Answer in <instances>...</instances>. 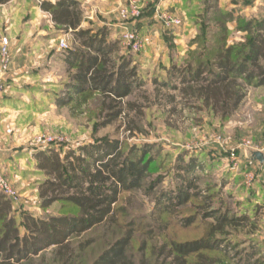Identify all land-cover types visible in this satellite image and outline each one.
I'll use <instances>...</instances> for the list:
<instances>
[{
  "label": "rangeland",
  "instance_id": "1",
  "mask_svg": "<svg viewBox=\"0 0 264 264\" xmlns=\"http://www.w3.org/2000/svg\"><path fill=\"white\" fill-rule=\"evenodd\" d=\"M41 1L14 0L0 7V70L5 38L13 58L0 96V172L19 196L13 203L18 224L26 212L46 218L71 210H61L60 203L39 207L38 184L46 176L37 167L36 153L55 149L64 157L69 150L118 138L126 150L138 145L140 154L146 144H152L145 160L153 162L142 188L122 193L118 206L127 213L120 216L118 225L102 224L71 237L75 246L92 240L73 264H92L129 223L137 229L132 249L137 263L143 242L160 246L165 236L180 241L203 236L207 226L202 217L190 227L180 222L198 214L200 199L182 204L179 213L158 210V198L177 191L183 174L195 177L196 184L211 194L214 207L252 218L248 226L231 230L236 248L229 256L210 253L220 260L217 264L243 263L252 246L258 250L255 259L264 264V163L253 159L254 152L264 153V86L249 87L239 108L223 119L200 100L182 99L180 79L172 72L174 66L182 69L200 61L212 69L222 47L247 44L252 34L242 27L249 21H264V0H79L84 10L81 27L94 32L103 29L110 40L119 42L116 55L132 56L142 82L127 98L137 109L108 125H104L107 117L101 112L100 95L86 102L56 104L74 71L65 62V51L80 46L71 31L55 26L49 13L43 16ZM12 15L18 26L13 45L6 35ZM22 29L31 33L25 35ZM133 35L140 41L138 50ZM61 39L68 49L61 46ZM39 71L36 78L30 76ZM16 72L20 79H15ZM192 158L198 165L189 175L183 168ZM161 215L164 220L157 221ZM150 261L167 264L163 257L151 256ZM24 264L62 263L55 247H50Z\"/></svg>",
  "mask_w": 264,
  "mask_h": 264
},
{
  "label": "trees",
  "instance_id": "2",
  "mask_svg": "<svg viewBox=\"0 0 264 264\" xmlns=\"http://www.w3.org/2000/svg\"><path fill=\"white\" fill-rule=\"evenodd\" d=\"M9 1L12 0H0V6ZM40 6L51 15L57 28L71 31L80 46L65 51V62L69 70L74 71L64 83V95L57 97L56 104L64 106L74 100L86 102L93 95H100L101 112L107 117L104 125L128 118L127 112L136 110L137 106L127 98L135 87L142 85L137 68L132 66V56L116 55L120 50L119 42L110 40L105 30L94 32L81 27L84 10L79 0H42ZM242 31L252 34L248 43L222 47L215 54L212 69L202 61L188 63L182 69L173 67L174 78L180 79L182 99L200 100L226 119L239 108L249 87L264 86V21H249ZM203 57L201 53L200 59ZM175 97L172 95L171 99ZM125 146L117 138L84 145L78 151L69 150L64 157L55 149L36 153L37 167L46 176L38 184L39 207L60 203L61 210H71L46 218L26 212L20 225L14 214L15 202L0 192V264L29 263L50 247H55L56 258L62 264H73L92 240L75 246L72 236H80L102 224L118 225L120 216L127 213L118 206L122 193L141 189L153 162L145 160L152 144H146L142 154L138 145L128 150ZM197 165L192 158L183 168L184 172L190 175ZM181 178L182 185L177 191L167 198L165 194L158 198V210L174 214L182 204L200 199L203 204L198 214L181 218L180 222L183 227H190L198 216L202 217L207 226L203 236L182 241L165 236L160 246L143 242L137 263L132 253L137 229L129 223L125 233L92 264H152L151 256L163 257L167 264H217L220 260L211 256V252L229 256L236 248V242L230 238L231 230L248 226L252 218L248 214L231 215L229 210L214 207L211 194L196 184L195 177L183 174ZM159 220H164L162 215L158 216ZM164 228H168V224ZM251 249L243 263L238 260L235 264H263L255 259L256 247Z\"/></svg>",
  "mask_w": 264,
  "mask_h": 264
},
{
  "label": "built area",
  "instance_id": "3",
  "mask_svg": "<svg viewBox=\"0 0 264 264\" xmlns=\"http://www.w3.org/2000/svg\"><path fill=\"white\" fill-rule=\"evenodd\" d=\"M175 22L177 24H180V20H175ZM132 39H135L134 42V49L138 50L140 49L141 45H140V41L138 40V38L136 37V35H133L131 37ZM137 38V40H136ZM61 46L64 49H68V45L66 43V41L64 39H61ZM140 45V47H139ZM13 62V58H12V54L11 51L9 49V42L8 40L5 38L4 39V46L2 48V55H1V72H0V96L1 93L4 90L5 87V74L6 72L9 70L11 64ZM0 192H2L3 194H5L8 198H10L11 200H13L14 202H17L19 200V196L17 194V192L13 189L12 185L10 184V182L3 176V174H1L0 172Z\"/></svg>",
  "mask_w": 264,
  "mask_h": 264
},
{
  "label": "crops",
  "instance_id": "4",
  "mask_svg": "<svg viewBox=\"0 0 264 264\" xmlns=\"http://www.w3.org/2000/svg\"><path fill=\"white\" fill-rule=\"evenodd\" d=\"M12 1H14V0H12ZM12 1H10V3L12 2ZM0 7H2V5L0 6ZM41 12H42V14H43V16L44 17H46V15H47V13L45 12V11H43V10H41ZM47 17H49V16H47ZM50 18V17H49ZM17 20V17H16V15H12L11 16V19L9 20V23L7 24V36H8V38L10 39V41H11V44L13 45V43H14V41H15V39H14V36H15V33H16V28H18V26L16 27V24H15V21ZM34 20L36 21V19L34 18ZM51 21V20H50ZM31 23H33V21L31 22ZM34 24V23H33ZM27 28H29V27H27ZM24 29V28H23ZM21 30L22 31V33H25V35L26 34H30L31 33V31L29 30V31H27V30ZM39 31H41V29L39 30ZM42 33V32H41ZM21 65V64H20ZM27 65H28V63L26 64H24L23 66H20L22 69H24L25 67H27ZM19 67V69H18V71H23L21 68ZM39 73H40V71L39 72H32L31 74L32 75H30L31 77H37L38 75H39ZM16 74V76H15V79L17 78H19L20 79V77H18L17 76V72L15 73ZM13 78H14V76H12ZM16 83V82H15ZM21 97V96H20ZM25 98H27L26 96H23V101H27V100H25ZM6 100V102L8 103V102H11L10 100V98H6L5 99ZM25 104H26V102H25Z\"/></svg>",
  "mask_w": 264,
  "mask_h": 264
},
{
  "label": "water",
  "instance_id": "5",
  "mask_svg": "<svg viewBox=\"0 0 264 264\" xmlns=\"http://www.w3.org/2000/svg\"><path fill=\"white\" fill-rule=\"evenodd\" d=\"M253 159L259 160L262 164L264 163V153L256 151L253 153Z\"/></svg>",
  "mask_w": 264,
  "mask_h": 264
}]
</instances>
